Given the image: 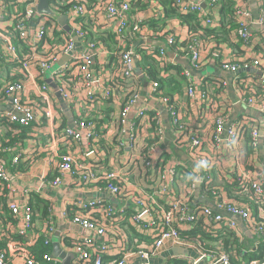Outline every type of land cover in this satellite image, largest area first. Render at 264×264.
<instances>
[{
	"label": "crops",
	"instance_id": "1",
	"mask_svg": "<svg viewBox=\"0 0 264 264\" xmlns=\"http://www.w3.org/2000/svg\"><path fill=\"white\" fill-rule=\"evenodd\" d=\"M1 1L5 0H0V2ZM8 1L12 0H6L7 3H9ZM49 1L51 2V0ZM77 1L80 2V0ZM83 1L88 10H90L88 14H95L94 19L100 18L98 28L90 21L89 29L96 34L98 32H111L112 29L106 26L108 24L106 5L109 2L119 5V1L121 0ZM197 1L203 2L204 0H188V2ZM233 1L236 6L248 7L252 12L254 20L252 24L253 42L248 46L241 45L237 36H233L231 41H221L217 44L211 41H203L199 46V48L203 47V50L200 51V53L202 52V59L206 56L210 57L204 64L202 63V67L199 69L193 68L189 58L190 53L181 51L180 53L178 51L174 52L171 46L167 45V40L163 35L154 36L151 29L147 28L144 22L158 19L160 12L164 14L163 9L156 1H151L145 7H133L131 9L129 17H136L140 21H143V25L141 33L128 34L126 38L128 47L151 44L161 46L165 50L167 57L176 61L175 65L180 66L182 71L188 70L191 73L192 78H194L196 82L197 92H199L198 89L203 90L202 86L204 85L202 81L205 78L207 79L204 91L209 96L208 103L202 104L200 101L198 102L194 98H190L186 94L187 88L185 83L183 84L185 88H182L184 93L177 90L173 91L172 98L176 100L175 104L178 106V122L174 121V117L168 110V103L162 99L163 97L153 98L150 93L146 92V88L151 86V81L149 82V80L148 82H143L142 80L138 82L140 98L135 102L131 113L122 120L121 112L124 107L125 99L127 98L128 88H124V81L123 83L120 81L112 83L115 81V72L120 73V66L114 67L115 61L111 56L113 54L112 48L115 46L113 44L109 46L110 49L109 47H100V54L95 58L93 63L95 69H98L100 66L103 68L101 74L106 80L108 87L111 89L110 97L107 99L104 98L100 91V87L94 86L98 98H90L87 94L88 89L83 82H79L77 85L73 82V85L68 88V97L63 98L61 94L56 91V86L53 83V72L48 74V71H46L43 79L39 78L37 69L32 71V76H23L19 66H17L18 64L16 65L15 62L6 59L7 46L0 40V87L4 82L11 79L25 80V92L24 94H20V97L25 102H33L37 112V121L34 122L32 127L27 128L28 132L25 137H22V135L17 137L22 132L18 135L14 134L15 131L9 128L7 123L0 124V163L3 162L10 169V172L12 171L10 186L13 189V201L17 200L19 205L23 207L25 203H29L31 196L35 194L36 197L34 200H44L49 202L52 206L50 215L52 226H47V220L43 219L40 216V212H38L35 219V227L40 232H44L45 236L47 234L50 236L52 250L54 247V238L57 236L67 255H72V264H79V258L75 247L71 245V241L94 236V233L72 223L71 218L73 212L70 210V206L75 205L76 211L79 210L78 205L83 202L93 199H103L114 208H122L123 204H134L133 198H135V194H141L142 196L148 191L149 185L148 180H144L143 177L137 175L138 170H136V172H130V177L126 183L128 195L121 197L98 191L97 187L100 185L96 184V182L90 185H79L74 181V178L72 179L70 177V174L63 177V182L60 185H53L51 180L52 177L57 174L58 156H56L53 149H51L53 147L52 132L73 124L79 118L98 119L99 136L93 140L84 141L79 144H68L66 147L61 148V151L68 150L77 155L80 162L93 165L99 176L104 171L119 170L124 166L126 161L129 160V154L126 150H120L117 144L119 141L127 143L125 130L130 129L132 121L138 123L142 122L144 129H142V133L138 138L146 145L148 144L153 137L154 127L150 124L149 116H140L137 118V115L143 114L144 111L150 109L159 111L163 136L158 143H152L155 146L151 150L153 159L158 156H163L164 162L160 161L159 165L163 163L161 169L164 172L171 167H174L177 171L185 168V170L191 172L193 179L197 180L196 184H193V181L186 183L185 175L180 174V178L178 175L174 186L173 184L171 185V191H173L174 196L176 198H186V200L190 198V204L193 207L209 206L217 211L215 208L216 198L213 199V197H208L204 192L206 185L201 181L203 178V176L201 177L202 168L198 159L195 156L189 155L186 149L182 147L181 136L184 132H189L198 135L203 141L204 153L213 167V170H211L213 173V181L216 185H219L220 189L218 190L222 196L225 197L227 193L230 192L237 201L235 203L247 205L255 219L259 220L264 218V203L258 198H254V200L250 198L242 200L247 193L238 188L241 186L240 181L246 182L245 176L247 175L257 180H262L264 185V124L246 112V109H251L248 106L242 104L238 105L237 108L235 107L237 104H241L240 100L244 97L242 95V86L236 81V76L231 72H226L224 76H220V74H216L215 70H210L211 65L217 66L215 64L216 60L211 62L213 57L216 59L222 58L232 60L236 57L235 53L240 49H243L242 55L247 54L264 57V24L255 22L257 21L256 16L260 14V9L264 0ZM38 2L39 0H36L35 6H37ZM65 2L66 0H62V4H65ZM9 4V11L7 10L4 19L0 21V31L7 34L11 32V27L8 28V26L11 25L13 27L16 24V18L14 17H16V12L19 11L18 8L22 7L25 9L22 1ZM99 5H102L104 9L103 7L99 8ZM65 11L66 10H64V13ZM215 17L217 21H220L219 9L218 11L216 10ZM45 23L51 25V30H53H45V33H47V37L45 38L46 46L56 44L53 41L55 36L57 37L60 34L65 36L66 34L74 39L76 52L79 53L87 49L88 39L74 34V29H78L81 24H78L76 21L72 22L69 18L68 25L70 31L65 30L52 19L48 22L45 21L43 17H40L39 20L36 21L32 19V26L28 22L32 40H34L36 33ZM256 23L257 26H254ZM162 28L165 29V32H173L177 35L178 43L185 41V39L189 37L188 28L182 25L176 18L167 19ZM41 38H37V42L41 41ZM19 50L20 48H18V53ZM63 56L67 55H62L60 58ZM137 60L138 59L134 62L136 66ZM68 62L69 59H66L65 63L63 62L64 64L60 67ZM140 72V69H138V73ZM169 72V75L178 78L177 73L171 70ZM71 76H73L75 81L79 79L77 72L75 76L74 74ZM94 76H98L96 70H94ZM254 76L259 77L256 75ZM44 83L49 85L52 89V92L50 91V93L46 94L48 96L47 99H41L39 95L41 92L40 86ZM245 85L252 88L256 86L251 80H246ZM174 86L175 85H171L170 89ZM10 100L11 97L9 96L5 100L0 99V112L13 108ZM202 105L204 106L202 107ZM48 112H52L53 116L51 118L47 116ZM218 115H223L225 118V130L222 132L221 141L219 142L214 140L215 118ZM251 119L259 121L258 124L261 137L258 139L256 146H254L251 141L253 147L250 148L244 135L245 131L239 130L238 141H235L233 148L229 149V130L231 128L235 130L234 126L237 123H250L252 121ZM24 128L25 127H23L22 130H24ZM96 146H98V148L95 150V153L89 156L85 155L87 151L93 150ZM164 151H166L168 155L165 154ZM16 156H19L20 160L17 164H14V157ZM14 165L21 166L24 172L20 171L21 168H17ZM235 167H237L239 171L235 170ZM185 170L184 172H186ZM239 177L241 178L237 180ZM188 178H190V175H188ZM158 183L159 180L155 182V185L157 186ZM226 183L229 188L225 185ZM231 195H227L226 197L230 198L232 197ZM10 197L11 195L8 196L7 203ZM204 197L207 199L205 200ZM8 211L10 210L8 209ZM33 212L35 216V211ZM93 213L95 212L92 211L91 214L93 215ZM240 226L245 233L250 232L243 222L240 223ZM0 227L9 228L2 224H0ZM50 228L52 230H50ZM57 232L60 233L57 235ZM33 236L36 239L39 233L33 230ZM248 236L251 240L255 239L253 235ZM97 239L99 238L97 237ZM66 240H68L70 244L66 243ZM63 261L64 259L61 258H57L56 260L59 264H64ZM12 264H24V261L16 257Z\"/></svg>",
	"mask_w": 264,
	"mask_h": 264
},
{
	"label": "built area",
	"instance_id": "2",
	"mask_svg": "<svg viewBox=\"0 0 264 264\" xmlns=\"http://www.w3.org/2000/svg\"><path fill=\"white\" fill-rule=\"evenodd\" d=\"M134 1L135 0H121L119 1V5L113 2H109L106 5V11L108 14V24L106 26L110 27L117 35L116 44L121 48H124L119 58L120 73L116 72L119 74V77H114L115 81L112 82L115 83L122 79V82H120L123 83L124 81V88H128L127 98L125 99L124 107L121 112L122 120L131 113L135 102L140 98L138 82H140V77L144 76L142 72L138 73V67L134 63L138 58L137 46L128 47L126 40L129 33L135 34L141 33L142 31L143 21H140L136 17H129ZM35 2L36 0L28 4L26 13L21 16H16L15 22V28L19 34V38L33 46L32 53L25 58H18V46L14 43L11 34L0 31V40L7 46L6 59H9L12 62L18 61L23 76H32V71L37 69L39 78L43 79L45 72L51 69L62 55H69V62L53 72V82L56 84V91L60 93L63 98H67L68 86L64 80L72 74L75 76L77 72V75L79 76L78 80L82 81L87 87V94L90 98H98L94 86H99L102 96L106 99L109 98L111 95V89L108 87L106 80L101 74L103 68L101 66L98 69L93 67L95 58L100 54V47L95 43L88 41L87 49L78 53L75 51L74 39L71 38L70 35H65L68 39L66 44H63L64 46L57 45L53 49L45 47L39 51L36 50L39 43V41L37 42V38L43 37L45 27L42 25L39 30L40 32L38 31L34 37L35 41L32 40L28 22L31 25L32 19L35 20ZM80 2L81 3L79 4L69 6L65 13L60 7L62 0H51L50 4L55 9L67 15L70 21H76L78 24H81V19L88 15L89 10L82 4L85 3L83 0H80ZM9 3H11V1H9ZM9 3H7L6 0L0 2V21L5 17ZM178 3L184 11L190 10L200 14L201 18L206 21L207 25H219V21H217L215 17V12L216 10L218 11L219 8V2L217 0L211 1L212 8L208 11L206 8L202 7L200 1L188 2V0H178ZM235 13L237 17L236 36L240 40L241 45L248 46L253 42L251 28L254 20L252 12L248 7L237 6ZM163 16L164 14H161L160 12L158 18ZM43 18L47 22L50 21L47 17ZM255 22L264 24V2L262 3L258 19ZM74 34L79 37H87L85 31L80 29V27L74 29ZM176 37L177 35L172 32L167 39V45L171 46L174 52L177 51V45L173 46L175 45ZM141 47H145L147 53L160 59V62H162L161 66L164 69L165 67L166 69L169 68L164 71V76L169 75L170 70L177 73L174 67H169V65L175 66L176 61L168 58L163 48L158 49L153 44L141 45ZM202 50L203 47L199 48L198 46L195 52L189 57L192 66L195 69H199L198 63L202 62V52L200 53ZM260 60L261 57L258 55L243 54L242 57H234L232 60L218 58L216 59L215 64L222 70L233 73L236 76V81L241 86H243L240 83L241 75L243 74L242 72L249 71L250 68L255 67L259 69L262 74L257 75L249 71L251 74L245 75V81L251 80L255 85L264 87V67ZM94 70H96L98 74L97 77L94 76ZM181 74L186 81V94L190 98H194L198 102L200 101L202 104L208 103L209 96L204 90L198 89L199 92H197L196 82L194 81V78H192L191 73L188 70H183ZM254 75L259 77H255ZM70 78L68 80H70ZM158 86L159 84L156 81H151V86L146 88V92L151 94ZM40 88L41 92L39 95L41 96V99H47L48 96L46 94L50 93V91L52 92L51 87L44 83ZM24 92L25 80L16 79L4 82L3 92H0V99L5 100L8 96L11 97L10 101L13 106L11 110L0 112V124L7 123L8 127L15 132L19 130L20 126H29L37 121L35 104L29 101L25 102L20 97V94H24ZM245 94L246 92H242L244 97L240 100L241 104L258 111L264 119V94L256 96L252 94V92H250L249 96H246ZM162 99L168 103V110L174 117V121L178 122V111L175 109L171 110V105L169 104V99L167 97H163ZM151 115L152 117L155 116L157 119V127L156 129L154 128L153 136L157 135L160 140L163 136V128L159 111L150 109L144 111L143 114L137 115V118L140 116H149L150 118ZM47 116L51 118L53 116L52 112H48ZM251 120L250 123L246 122V124L254 126L252 130V144L256 146L258 139L261 137L258 122L260 121L264 124V120ZM255 124L257 126H255ZM243 125L244 124L242 123H237L234 126L235 130L234 128L229 130V149H232L234 142L238 141V133ZM142 129H144L142 122L138 123L132 121L130 129L125 130L127 143L119 141L117 144V146L120 147V150H126L129 154V160L126 161L124 166L119 170L109 172L104 171L99 176L93 165L80 162L77 155L68 150L61 151V148L66 147L68 144H79L97 138L99 136V121L97 119H77L73 124L66 126L61 130L53 131V147L51 149H53L55 155L58 156V159L57 174L52 177V184L56 186L60 185L63 182V177L70 174V177L72 179L74 178V181L79 185H90L101 180L104 184L97 187L98 191L107 192L118 197L128 195L126 183L130 177V172H136L139 164L143 166L154 163H151V160H149L150 156H146V153L143 152L146 148V144L138 138L142 133ZM224 130L225 118L223 115H218L215 118L214 140L217 142L221 141V134ZM181 140L182 147L186 149L189 155L195 156L201 165V177L203 176L201 181L205 185H209L213 180V173L211 171L213 170V167L204 153L203 141L192 133H183ZM97 148L98 146L93 150L87 151L85 155L89 156L90 154L95 153ZM151 158H153V156H151ZM156 158L157 157L154 159ZM19 160V156L14 157V164H17ZM235 170L239 171L237 167H235ZM11 172L6 164L3 162L0 163V190L4 186L9 189L11 197L8 205L10 213L17 219V223L12 224L8 229L0 227V237L12 241L15 235L22 236L25 245L29 246L35 240L32 230L34 212L29 208L27 203H25V206L21 207L17 200L13 201V189L10 186ZM175 173L176 170L174 167L169 168L165 172L162 171L161 173H158V180L160 181L161 179V182L158 183L157 186L155 184V186L151 184L148 185V189H153L155 191L157 188L156 191L153 192L156 196L153 194L148 195V193L145 192L142 196L134 198L133 200V206L137 209L136 214L133 215L134 226L139 232H141V234H145L146 237H149L148 239L143 238L142 240H139L137 237L131 239L124 234L123 230L119 227H116L113 224L109 225L108 220L116 210L105 200L93 199L79 204V210H76L72 215V223L94 233V236L85 237L80 240H72L71 242V245L75 247V250L78 253L79 264H199L201 261L203 262L202 264H264V258L255 256L260 239H263L264 243V218L259 220L255 219L247 205L237 204L232 202L226 196L223 197L218 188L213 185L214 190L212 191V197L217 200L215 205L217 211L209 206H191V204H188L186 198H176L173 191H171V185L173 184L174 186V182L176 181ZM247 176H245L246 182L244 183L243 181H240L241 186L239 185L240 187L238 188L246 193L254 191L257 198L264 203L263 181L260 179L257 180L250 175ZM240 178L241 177L237 180ZM231 180L234 181L233 179ZM192 181L193 184L197 183V180ZM154 197L163 199L167 202L168 206L158 204ZM147 199L152 201L150 205L146 204L145 200ZM122 207H126V204H123ZM92 211L98 212L102 215V223L98 222L97 219L92 216ZM120 211H122V209H120ZM199 216H204L212 223H218V229L220 230L230 229L234 231L242 243L241 251L239 252L237 250L239 253L226 252L223 249V238L220 237L221 234L219 232L209 234V236L206 237L209 238V240L205 241L208 247L203 245V243H200V235L196 236L194 239H188L181 236L179 230L190 229V222ZM234 216H240L242 218V222L246 224V227L255 239H250L240 226V223L235 220ZM121 217L122 214L117 218ZM144 217H146V219ZM143 224L144 226H142ZM247 236L249 238H247ZM97 237L99 239H97ZM50 240V236L47 234L45 242L50 244ZM139 243L146 244L147 247L142 248L137 245L138 248L136 249L135 246ZM176 246L188 249L193 254L171 253V250ZM233 248L237 249V244H234ZM242 253L252 254L250 260L246 261L244 257L238 258L239 254L243 255ZM19 255H21L20 258L24 261V264H40L38 261H34L30 258L27 249L20 248ZM113 256H116V258H112ZM46 259L54 263L57 260V258L52 255H46ZM0 264H8L7 255L3 251H0Z\"/></svg>",
	"mask_w": 264,
	"mask_h": 264
},
{
	"label": "trees",
	"instance_id": "3",
	"mask_svg": "<svg viewBox=\"0 0 264 264\" xmlns=\"http://www.w3.org/2000/svg\"><path fill=\"white\" fill-rule=\"evenodd\" d=\"M19 1H22L25 9H23L22 7H19L18 10L21 11H17L15 16H21L22 14L26 13V9H27V5L30 4L31 2L35 1V0H12L11 3H18ZM151 1H156L160 7L163 9L164 12V16L160 17L158 19H154V20H149V22H144L146 23L147 28H150L151 31L153 32L154 36L157 35H163L166 40L168 39V37L171 35L172 32H165V29L162 28L165 25V21L167 19H173L176 18L178 19L182 25H185L188 28L189 31V37L187 39H185V41L179 42L178 43V39L176 37V41H175V45H177V51L180 53L181 52H188L190 53V55L195 52L196 48H198V46H200V44L203 41H211L214 43H220L221 41H231L233 36H236V25H237V19L235 18V10H236V5L235 2L233 0H217L219 2V13H220V21H219V25L218 26H210L206 24V21L203 20L200 16V14H197L193 11L190 10H183L180 6V4L178 3V0H135L132 4V8L133 7H145L147 6ZM212 0H204V2L207 3L206 6V10H210L212 8V4H211ZM9 2V1H8ZM81 2L77 1V0H66L65 4H60L62 11L67 10L69 8V6H72L74 4H79ZM83 5H85V3H82ZM9 5L7 7V10L9 11ZM86 7V6H85ZM103 7L102 5H99V8ZM87 8V7H86ZM88 9V8H87ZM90 12V10H89ZM95 14H88L86 16H84L81 19V25H80V29L84 30L86 35H87V39L88 41H91L93 43H95L97 46L99 47H109L112 44L115 45L112 49L113 54L112 59L115 61V66L114 67H119V58L120 55L122 54L124 48H121L120 46H118L116 44V34L114 33V31L111 32H98L97 34L92 32L89 29V23L90 21L92 22V24L94 26H97L98 28V24H99V19H94ZM16 18V17H14ZM153 19V18H152ZM158 21V24H157ZM11 27V36L14 40V42L16 43V45L18 46V48H20L19 53H18V57L19 58H25L26 56L30 55L32 53L33 50V46H31L30 43L25 42L23 40H21L19 38V34L16 31L15 25L12 27L11 25L8 26V28ZM44 35L41 41H39L38 43V47L36 48V50H41L44 49L45 47H48L50 49H53L55 46L57 45H65L67 42V37L66 36H62L61 34L59 36H55V39L53 40L56 44H53L51 46H46L45 41H46V37H47V33H45V30L48 31H53L51 30V25H48V23L44 24ZM164 30V31H163ZM252 31V28H251ZM161 33V34H160ZM66 35V34H65ZM45 39V40H44ZM208 39V40H205ZM167 42V41H166ZM63 45V46H64ZM21 46V47H20ZM156 47L158 49L162 48L161 46L156 45ZM110 49V47H109ZM137 53H138V60H137V67L138 69H140V71L144 74V76L140 77V80H142L143 82H148L149 81H156L159 86L157 87V89H155L152 93L151 96L153 98L156 97H167L169 99V104L173 107L170 106L171 110H176L177 109V105L176 100L172 98V94L174 90H177L179 92H183V84H186V81H184V77L182 76V70L180 68V66L175 65H169V67H174L176 69V72L178 74V78L175 76H171V75H167L164 76V71L168 70L169 68L165 69L161 66L162 62H160V59L156 58L155 56H153L152 54H149L146 52L145 47H141L137 46ZM108 50V49H107ZM176 51V52H177ZM242 52L243 49H240L236 54V57H242ZM210 56H206L202 59V62L198 63L199 68L202 67V63L204 64L205 61H207V59H209ZM216 58H212L211 62L215 61ZM261 64L264 67V57H261ZM17 66H19L18 61L15 62ZM243 73V74H242ZM240 74H242L241 76V81L240 83L243 85L242 87V92H246V96L250 95V92H252V94L256 95H261L264 94V87H260V86H255V88L249 87L247 85H245V75L247 74H251L249 71H244ZM67 77V76H66ZM71 77V78H70ZM114 77H119V74L115 72ZM70 80H64V82L67 84L68 88L71 87L73 85V82H75V84L77 85L79 82L82 81H75V79L73 78V76H68L65 79H69ZM179 79V80H178ZM122 82V79L120 80ZM207 81V79L205 78L202 81V84L204 86H202V89H205V82ZM4 85V84H3ZM3 85L0 87V92H3ZM171 85H175L173 88L170 89ZM185 88V87H184ZM204 106V105H203ZM202 106V107H203ZM153 115V114H152ZM152 115L149 118L150 124L153 125V127L156 129L157 127V119L155 116L152 117ZM161 118V117H160ZM81 119V118H79ZM98 120V119H97ZM33 125V124H32ZM32 125L29 126H20L19 130L17 132H15L14 134L18 135L17 137L21 136L25 137V135L27 134V128L28 127H32ZM255 126H257L255 124ZM24 128V130H22V128ZM254 126H250L248 124H244L241 127V130L245 131L244 135L246 137V141L247 144L249 145L250 148H252L253 146L251 145V141L252 140V130H253ZM184 133H189V132H184ZM195 135V134H194ZM197 136L199 139L200 137L198 135ZM159 137L157 135L153 136L151 138V140L148 142V144L146 145V148L143 150L144 153H146L145 155L150 156L151 163L154 162L153 164H148V165H139L137 170H138V174L141 177H143L144 180H148L149 184L153 185L155 184V182L158 180V173H161L163 170L161 169V167H163V163H161L159 165V162H164V157L163 156H158L156 159L151 158V150L152 148H154L155 146L152 143L155 142H159ZM165 154L166 151H164ZM168 155V154H167ZM163 159V160H162ZM33 160V159H32ZM31 160V161H32ZM159 160V161H156ZM166 164V163H165ZM17 168H21V166L18 165H14ZM185 168H182V170L177 171L175 173V177L177 179L178 175L180 178V174L185 175L186 179V183H190L192 182V175L191 172H189L188 170H185L186 172H184ZM20 171L24 172V169L21 168ZM188 175H190V178H188ZM183 178V176H182ZM194 180V179H193ZM161 182V179L159 181V183ZM176 183V181L174 182V184ZM93 184V183H92ZM96 184L98 185H103L104 182L97 181ZM150 185V186H151ZM216 186L218 189H220L219 185H216V183L212 180L210 182L209 185H206V187L204 188V192L206 193V195L208 197H212V191L214 190L213 186ZM226 186L227 183L225 184ZM229 188V186H228ZM153 189H148L147 193L148 195L153 194L155 195ZM10 195V191L9 189L4 186L1 190H0V224H2L3 226L6 225V227L11 226L12 224L17 223V219L10 213V211H8V203H7V198ZM227 195H231L230 192L227 193ZM226 195V196H227ZM141 194H135V198L140 197ZM156 196V195H155ZM232 196V195H231ZM35 194H33L31 196V199L29 201V203H27V205L29 206L30 209H32V211H35V216L33 218V222H32V230H35V232L39 233L38 238H36L32 244H30L29 246H26L24 243V239L22 236H17L15 235L13 240H9L7 238H1L0 239V251H3L6 253L7 255V261L8 264H12L15 261V258L18 257L20 258L21 255H19L20 253V248H24L27 249L30 255V258H32L34 261H38L40 264H59L58 262H52L50 260L46 259V255H52V242L50 240V244H47L45 242L46 240V236L44 232H40L36 227H35V219L37 217V213L40 212V216L47 220V226H52V220H51V209L52 206L49 204V202L44 201V200H34L35 199ZM232 197H228L232 202L236 201V199ZM155 198V197H154ZM235 198H239V197H235ZM251 199L254 200V198L256 197V194L254 191H249L247 193V195L245 197L242 198V200H247V199ZM134 200V198H133ZM106 201V200H105ZM155 201L158 204H163L164 206H168L167 202L164 201L161 198H155ZM146 204L150 205L152 203V201H149L148 199L145 200ZM144 202V203H145ZM191 200L189 198L188 200V204H190ZM238 204V203H237ZM75 205H71L70 206V210L73 212H75ZM120 209H122V211H120ZM10 210V209H9ZM92 210V209H91ZM89 210V211H91ZM116 212L111 216V218L108 220V224H113L116 227H119L120 229L123 230V233L126 234L127 236H129L131 239L137 237L139 240H142L143 238L148 239L149 237H146L145 234H141V232H139L138 229L135 228L134 226V221H133V215L136 214V207L133 206V204L130 205H126V207H122V208H116L115 207ZM72 214V215H73ZM90 214V213H89ZM120 214H122L121 218H117ZM94 218L97 219L98 222L102 223V215L95 212L92 215ZM191 223V228L188 230H183L180 229L179 233L181 236H184L188 239H194L196 236L200 235V243H203V245H206L208 247V245L205 243V241L209 240V238H206L209 236V234L212 233H216L219 232L221 235L220 237L223 238V249L226 252H233V253H239L241 251L242 248V243L240 242L237 234L230 230V229H226V230H220L219 228V224L218 223H212L211 221H209L207 218H205L204 216H199L197 218H195L193 221L190 222ZM105 224V222H104ZM144 226V224L142 225ZM53 228V227H51ZM50 228V229H51ZM219 237V238H220ZM247 238H249L247 236ZM72 242V241H71ZM66 243L70 242L68 240H66ZM237 244V249L233 248V245ZM137 245H139V247L142 248H146V244L143 243H139L136 244V249L138 248ZM239 252H238V251ZM243 255L239 254L238 258L244 257V259L246 261H249L251 258L252 254H245L242 253ZM255 256L259 257V258H264V243H263V239H260L259 245L257 247V252H255ZM112 258H116V256H113Z\"/></svg>",
	"mask_w": 264,
	"mask_h": 264
},
{
	"label": "water",
	"instance_id": "4",
	"mask_svg": "<svg viewBox=\"0 0 264 264\" xmlns=\"http://www.w3.org/2000/svg\"><path fill=\"white\" fill-rule=\"evenodd\" d=\"M202 7L206 8L207 3L206 2H201ZM40 17H47L49 19H52L54 21H56L61 27H63L65 30L70 31V27L68 25V17L63 14L61 11L55 9L54 7L51 6L50 1L49 0H39L36 8H35V12H34V18L35 20H39ZM256 19H258V16H256ZM254 26H257V23L254 24ZM66 59H70V56H63L62 58H60L56 64H54L51 69L48 70V74H51L52 72L56 71L57 69L60 68L61 65H63L66 61ZM64 62V63H63ZM210 70H215L216 74H220V76H224L226 74L225 70H222L221 68H219L218 66L215 65H211ZM250 72L257 74V75H261L262 72L255 68L252 67L249 69ZM55 84V82H53ZM56 86V84H55ZM238 105H242V104H237L235 107L237 108ZM246 112L249 115L254 116L257 119H260L261 121H263V117L261 114H259L258 112H256L255 110L252 109H246ZM264 122V121H263ZM204 199L206 200L207 198L204 197ZM146 219V217H144ZM235 220L238 221L239 223H242V218L240 216H234ZM60 232H57V235ZM247 235H252L250 232L247 233ZM171 253L174 254H189L192 255L193 253L185 248H181V247H174L171 250ZM52 255L54 257L57 258H61L64 259V264H72V255L69 254L67 255V253L65 252V250L63 249L60 241L58 240V237L56 236L54 238V247L52 250ZM67 255V256H66ZM167 255V254H166ZM203 262L201 261L199 264H202Z\"/></svg>",
	"mask_w": 264,
	"mask_h": 264
},
{
	"label": "rangeland",
	"instance_id": "5",
	"mask_svg": "<svg viewBox=\"0 0 264 264\" xmlns=\"http://www.w3.org/2000/svg\"><path fill=\"white\" fill-rule=\"evenodd\" d=\"M234 16H235V18L237 19V17H236V13H235V15H234ZM83 119H87V118H83Z\"/></svg>",
	"mask_w": 264,
	"mask_h": 264
}]
</instances>
